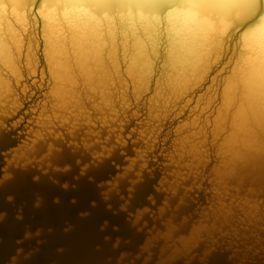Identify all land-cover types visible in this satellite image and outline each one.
<instances>
[{
  "label": "snow or ice",
  "instance_id": "obj_1",
  "mask_svg": "<svg viewBox=\"0 0 264 264\" xmlns=\"http://www.w3.org/2000/svg\"><path fill=\"white\" fill-rule=\"evenodd\" d=\"M49 6L59 7L66 20L90 9L101 23L134 11L141 19L159 14L172 24L186 15L203 25L198 45L174 53L151 92L131 79L127 88L107 81L99 70L66 83L51 77V68L48 77L30 71L17 74L14 86H0V146L23 137L9 146L21 158L16 170L27 172L33 156L47 162L33 184L48 178L60 192L55 205L67 201L81 220L96 221L97 250L113 255L106 264H170L167 256L180 245L182 230L206 235L217 213L227 211V190H255L257 169L264 178V0H64ZM69 28L75 40L76 29ZM237 54L235 63L247 69L242 101L234 100L224 79ZM213 143L221 167L211 182H202L192 162ZM14 180V174L5 180L0 169V192ZM213 184L216 196L204 199V186ZM5 199L16 206L15 196ZM44 206L42 195L16 206L17 225L24 227L29 213ZM6 221L0 207V225ZM43 235L25 228L19 257ZM212 255L203 264H211ZM19 257L16 264H25Z\"/></svg>",
  "mask_w": 264,
  "mask_h": 264
},
{
  "label": "bare ground",
  "instance_id": "obj_2",
  "mask_svg": "<svg viewBox=\"0 0 264 264\" xmlns=\"http://www.w3.org/2000/svg\"><path fill=\"white\" fill-rule=\"evenodd\" d=\"M62 2L64 0H0V86L5 89L14 86L17 74L25 75L30 71L38 73L41 69V74L49 76L47 72L51 68V77L66 83L74 84L79 77L99 70L107 81H118L127 88V81L131 79L144 92H151L161 83V74L171 67L173 54L196 47L199 43L197 35L203 28L199 19L186 15L176 16L170 24L165 16L157 14L153 20L145 13V18L141 19L134 11L128 19L120 20L110 15L109 22L101 23L92 10L85 9L70 13L66 20L59 7L49 6ZM69 25L76 29L75 40ZM41 45H44L43 49H40ZM230 58L233 63L225 69L224 79L230 81L234 100L242 101L248 86L247 69L242 63H235L239 54ZM220 82L218 79V88ZM218 95H223L222 90ZM198 151L192 164L202 182L204 170L212 157L216 160L208 179L211 182L213 174H219L222 163L218 151L214 143ZM5 160L4 178H8L7 168L17 167L21 158L15 156L14 150L9 159L5 156ZM28 162L38 168L47 164L37 156ZM252 183L256 185L255 190L249 187L227 190V211L221 209L217 213L213 229L203 236L193 234L191 230L188 238L179 237L181 248L175 247L168 259L174 260L176 256L189 253L205 239L213 242L214 233L226 236L232 230L237 234L236 222L244 224L247 229L250 226L263 229L264 178L259 169ZM210 189L211 197H215V184ZM211 202L216 203V200ZM225 226L229 227L223 231ZM253 234L256 235L249 233Z\"/></svg>",
  "mask_w": 264,
  "mask_h": 264
},
{
  "label": "water",
  "instance_id": "obj_3",
  "mask_svg": "<svg viewBox=\"0 0 264 264\" xmlns=\"http://www.w3.org/2000/svg\"><path fill=\"white\" fill-rule=\"evenodd\" d=\"M35 13H37V7ZM38 26L40 27L39 24ZM40 40H42L41 36ZM43 46L41 45L40 49H43ZM40 67H42L41 63ZM38 73L41 74V69ZM46 76L48 77V75ZM22 138L13 136L11 140L0 146V151L8 149V151H4V157L8 156L9 159V154L15 150V148L10 149L9 146L15 145L17 139ZM128 151L131 155V145H129ZM116 160L122 162L119 155L116 156ZM215 162L216 160L212 157L204 170L205 179L212 176L210 171ZM45 168V165L38 168L36 164L27 172L17 171V167L13 166L7 168L10 176L5 180L13 174L15 180L7 183L3 191L0 192V207L7 213V221L0 225V264H16L25 228H31L33 231L42 230L44 233L42 243L33 242L25 245L24 255L19 257L25 264H106V261L112 260V254L101 253L97 250L101 241L96 231L95 220H81L77 215V209L68 205L67 201L61 207L55 205L53 201L60 195V192L48 178H45L40 185L33 184L32 176L41 175V169L45 171ZM0 169L3 170V173L5 172V159H0ZM158 178L159 173L156 174V179ZM52 179H56V176L53 175ZM61 179H66V177H61ZM210 188L208 185L204 186V199H209L212 196ZM150 190L149 188L148 191ZM36 195L43 196L45 206L39 211H31L24 227L18 226L14 218L15 207L20 204H28ZM8 196L16 197V206L7 202L5 198ZM192 211L195 212L196 209ZM69 224L72 225V230L66 232L65 227ZM234 226L237 234H233L232 230L226 236L214 233L213 242L210 239H205L189 253L170 260L168 258L173 254L172 250L167 256V260L170 264H203L211 251L213 253L210 258L211 264H264V227L263 229H253L254 227L250 226L247 229L244 224L238 222ZM227 227L229 226H225L223 231ZM190 232V228L184 229L179 237L188 238ZM249 233H256V235H249ZM177 248H181L180 245Z\"/></svg>",
  "mask_w": 264,
  "mask_h": 264
}]
</instances>
